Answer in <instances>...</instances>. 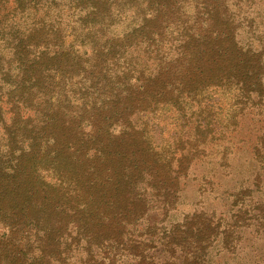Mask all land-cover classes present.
Wrapping results in <instances>:
<instances>
[{
	"label": "trees",
	"instance_id": "trees-1",
	"mask_svg": "<svg viewBox=\"0 0 264 264\" xmlns=\"http://www.w3.org/2000/svg\"><path fill=\"white\" fill-rule=\"evenodd\" d=\"M9 1L0 0V41L19 67L9 79L0 67L11 101L0 117V264H220L246 229L264 230V205L252 212L244 201L230 219L200 209L163 226L189 157L157 149L148 119L135 118L217 88L233 89L242 108L264 98V42L238 40L228 0H145L130 32L110 28L122 0H90L74 25L35 41V22ZM249 1L234 0L243 19ZM151 210L161 218L145 223Z\"/></svg>",
	"mask_w": 264,
	"mask_h": 264
},
{
	"label": "rangeland",
	"instance_id": "rangeland-1",
	"mask_svg": "<svg viewBox=\"0 0 264 264\" xmlns=\"http://www.w3.org/2000/svg\"><path fill=\"white\" fill-rule=\"evenodd\" d=\"M86 1V2H85ZM14 2L10 0L9 4ZM21 12L16 13L26 20V26L35 22V31L31 35L33 41L50 39L51 30L56 26L73 25L77 18L88 12L90 0H18ZM85 2V3H84ZM122 9L111 21L110 28L116 32L125 28L131 31L137 14L144 6L145 0H122ZM228 13L236 18L238 40L242 43L258 47L264 42V0L247 2L248 19L237 15L238 8L234 0H228ZM8 4V5H9ZM82 4L79 8L75 5ZM83 7V10H81ZM13 8L10 10V12ZM246 10V9H244ZM143 12V10H141ZM56 15V18H55ZM116 15V14H115ZM54 20V21H53ZM95 23V22H94ZM148 23H151L149 21ZM69 28V26L67 27ZM124 30V31H125ZM71 40L67 38L66 43ZM8 42V41H7ZM264 54V47L259 48ZM149 65H153L156 52L150 53ZM264 56V55H263ZM10 48L4 47L0 41V67L5 78H14L19 64L10 58ZM264 63V62H263ZM76 84H83L80 78H74ZM10 82L0 80V117L10 118L7 98ZM264 94V87L262 88ZM252 100L242 108L235 98L233 89L217 88L209 92V97L199 102L186 100L179 106H164L154 114L135 118L137 126L148 119L146 134L157 149L165 148L179 155H187L189 168L187 176L182 180L178 205L172 210L163 226L181 221L185 215L194 210L214 211L230 219L237 211L238 205L244 201L251 208L264 205V98L254 95ZM25 111V110H23ZM236 112V122L233 121ZM212 120L211 131L201 146L204 150L194 155L190 147L200 134H203L205 122ZM209 128V129H210ZM3 128L0 123V137ZM202 137V135H201ZM23 148V143L16 137L15 150ZM191 159V161H190ZM161 218L156 211H150L145 223H155ZM246 229L235 252L222 251L216 257L220 264H255L264 261V230L258 235L252 228Z\"/></svg>",
	"mask_w": 264,
	"mask_h": 264
}]
</instances>
